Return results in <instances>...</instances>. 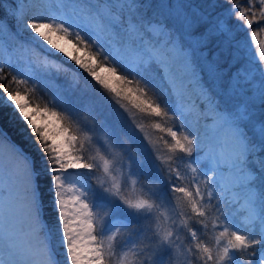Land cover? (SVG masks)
<instances>
[{
    "label": "snow or ice",
    "instance_id": "obj_1",
    "mask_svg": "<svg viewBox=\"0 0 264 264\" xmlns=\"http://www.w3.org/2000/svg\"><path fill=\"white\" fill-rule=\"evenodd\" d=\"M0 14V164L20 189L0 264H264V0Z\"/></svg>",
    "mask_w": 264,
    "mask_h": 264
},
{
    "label": "rangeland",
    "instance_id": "obj_2",
    "mask_svg": "<svg viewBox=\"0 0 264 264\" xmlns=\"http://www.w3.org/2000/svg\"><path fill=\"white\" fill-rule=\"evenodd\" d=\"M10 37L9 34L6 32L5 34V39L4 43L5 46L7 47L9 43ZM259 44H262L260 41L256 39V41H251L250 42V47L254 48L256 52L259 50ZM66 64L68 67L75 68V65L70 61L67 60ZM81 77L86 76L82 71L79 73ZM138 120L140 123L144 125L145 133H147L153 141L157 142V145L161 149V153L163 154L165 151V144L162 139H164L158 132L157 129L154 128V124L156 120L152 117H149L147 115H138ZM169 139V137H168ZM133 144L134 146H139L142 152H145L149 156L151 155L150 152H148V145L145 143V141L141 138V134L139 132L136 133V136L133 137ZM1 159V158H0ZM84 179H86L89 183H93V179L91 176H85ZM69 182H74L70 180ZM6 184H7V191H6ZM13 187V190L11 192V188ZM19 183L16 180H13L10 176L7 175L5 182L0 181V200H5L6 202V197L8 198L7 203L5 205L1 204L0 202V232L2 235H4V230H5V215L4 213H8L9 211L16 212L13 206V201L16 200L17 198V193L19 192ZM131 194V193H130ZM15 221H18V215L17 217H14ZM3 229V230H2ZM3 251L4 249L0 250V259L3 258Z\"/></svg>",
    "mask_w": 264,
    "mask_h": 264
},
{
    "label": "trees",
    "instance_id": "obj_3",
    "mask_svg": "<svg viewBox=\"0 0 264 264\" xmlns=\"http://www.w3.org/2000/svg\"><path fill=\"white\" fill-rule=\"evenodd\" d=\"M193 2H199V0H193ZM0 15H2V14H0ZM256 25H253V29H256ZM245 35L247 36V33H245ZM257 40L258 41H260L262 44H264V30H260V31H258V36H257ZM213 51H215V49L212 47V45L210 44L209 45V56L211 57V55H212V52ZM225 63H226V61H225ZM73 68H74V66H73ZM75 69V68H74ZM85 74V73H84ZM170 124H171V122H169ZM5 127H7L8 128V131L11 133V134H13V136H14V138L15 139H17V140H19L20 138H19V136H17L16 135V130H15V128H13V127H8V125L7 124H5ZM17 127H19V126H17ZM158 132H159V134L164 138V139H162L163 141H165V140H167L168 139V137L166 136V134L165 133H163V132H161V131H159L158 130ZM47 216H51L53 219L55 218V215H56V213H55V210L53 209V208H51V201L49 200L48 201V207H47V209H46V213H45Z\"/></svg>",
    "mask_w": 264,
    "mask_h": 264
},
{
    "label": "bare ground",
    "instance_id": "obj_4",
    "mask_svg": "<svg viewBox=\"0 0 264 264\" xmlns=\"http://www.w3.org/2000/svg\"><path fill=\"white\" fill-rule=\"evenodd\" d=\"M6 177H7V175H6L5 169H4L3 165L0 164V181L2 180V182H5ZM13 187L12 186L10 187L11 188V192L13 190ZM0 202L3 205H5V203H6L5 200H2V199L0 200ZM4 215H5V220H7L8 225H11L15 221L14 217H17L18 214L16 212L9 211L8 213H4ZM5 226H6V223H5ZM1 249H4V244H3V235L0 232V250Z\"/></svg>",
    "mask_w": 264,
    "mask_h": 264
}]
</instances>
